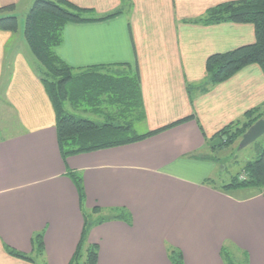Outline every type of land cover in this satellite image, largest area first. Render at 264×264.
<instances>
[{"label":"crops","instance_id":"crops-1","mask_svg":"<svg viewBox=\"0 0 264 264\" xmlns=\"http://www.w3.org/2000/svg\"><path fill=\"white\" fill-rule=\"evenodd\" d=\"M33 1L0 0V7L13 4V14L23 16ZM68 1L96 16L124 10L107 21L66 25L55 49L60 60L74 68L136 67L145 132L191 119L137 143L63 161L39 68L15 34L0 31V264H68L83 218L67 171L81 177L84 210L125 208L131 216L130 226L110 221L87 232V242L98 246L96 264H170L166 245L181 250L184 264H223L224 241L246 252L248 264H264V189L227 195L205 183L226 171L211 155V137L251 109L264 114L257 65L213 86L205 74L209 56L252 44L253 26L191 23L238 0ZM41 231L44 250L35 263L6 253L5 245L32 255L31 237Z\"/></svg>","mask_w":264,"mask_h":264},{"label":"trees","instance_id":"trees-1","mask_svg":"<svg viewBox=\"0 0 264 264\" xmlns=\"http://www.w3.org/2000/svg\"><path fill=\"white\" fill-rule=\"evenodd\" d=\"M14 10L13 4L0 7V31L12 34L18 31V17L13 14ZM123 10L120 8L103 16H96L93 10L76 6L68 0H34L26 12L23 37L42 67L38 70V76L53 109L56 142L63 161L70 156L137 143L191 119L186 117L152 131L137 133L134 125L145 120V113L136 67L132 69L129 64L121 63L74 68L55 54L56 47L62 42L66 25L107 21L122 14ZM7 11L8 14L5 13ZM191 23L203 26L221 23L251 24L254 28L255 40L252 44L207 58L205 74L208 86L227 81L249 65H257L264 76V0L225 2L210 8ZM192 89L189 86L188 93L191 94ZM207 89L205 86L201 91L205 92ZM65 104L74 109L103 115L106 121L98 123L71 115L66 111ZM263 116L259 108L245 112L242 121L224 126L211 137L210 141L214 143L212 150L222 144L236 142ZM66 177L76 189L83 218L81 236L68 264H96L98 246L87 242V232L92 227L110 221H122L130 226L131 216L125 208L106 210L95 206L89 211L84 210L85 195L80 175L67 171ZM208 181L207 179L205 183ZM226 188L253 189L259 192L264 189V148L255 161L245 165L241 174L217 189L228 195ZM30 241L32 255L6 245L4 249L13 258L35 263V259L43 254V232L34 233ZM231 248L239 250L244 263L248 264L247 253L229 241H224L220 247L223 264H239L236 256L230 253ZM165 251L170 264H184L179 248L166 245Z\"/></svg>","mask_w":264,"mask_h":264},{"label":"rangeland","instance_id":"rangeland-1","mask_svg":"<svg viewBox=\"0 0 264 264\" xmlns=\"http://www.w3.org/2000/svg\"><path fill=\"white\" fill-rule=\"evenodd\" d=\"M28 11V10H27ZM8 14V11L5 12ZM21 11L16 12V16L18 17V31L14 33V38H19L23 43V47L26 52V58L30 60V62L37 68H42L41 64L34 57L32 52L30 51L28 45L25 42L23 37V27L25 22V15L21 14ZM65 109L71 115H74L79 118H84L88 120H92L94 122L103 123L106 121V118L103 115H98L90 111H82L81 109H74L69 104H65ZM134 129L137 133H143L146 131V127L143 123H135ZM9 130V128H8ZM4 131L0 132L3 133ZM264 148V134L257 138L253 143L247 145L246 147L240 149L239 143L236 142L230 145H221L217 147L211 152L213 158L218 162V164L226 169V171L220 172L221 174H213L208 180L209 185L214 188H221L223 185L227 184L231 178L235 177L238 174H241L245 165L249 162H253L260 155L262 149ZM217 173V172H216ZM226 191L229 194L239 195L247 191H238L236 189L226 188ZM239 250L232 249L230 253L236 256V262L239 264H245L244 259L241 257V253ZM37 264H41L39 260H36Z\"/></svg>","mask_w":264,"mask_h":264},{"label":"water","instance_id":"water-1","mask_svg":"<svg viewBox=\"0 0 264 264\" xmlns=\"http://www.w3.org/2000/svg\"><path fill=\"white\" fill-rule=\"evenodd\" d=\"M264 134V119L257 120L242 135L239 142V148L242 149L253 143L257 138Z\"/></svg>","mask_w":264,"mask_h":264}]
</instances>
